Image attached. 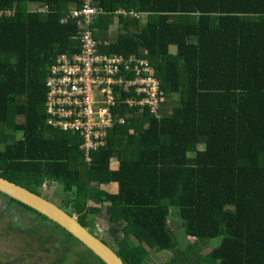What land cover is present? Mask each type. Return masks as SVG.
Wrapping results in <instances>:
<instances>
[{
    "label": "trees",
    "instance_id": "obj_1",
    "mask_svg": "<svg viewBox=\"0 0 264 264\" xmlns=\"http://www.w3.org/2000/svg\"><path fill=\"white\" fill-rule=\"evenodd\" d=\"M81 6L0 0V176L38 195L56 185L58 205L92 234L106 208L112 223L129 229L106 241L126 264H145L147 246L179 248L174 209L196 242L170 264H264V0H95L107 12L94 22L97 41L117 28L102 51L149 60L166 95L156 113L119 103L107 145L91 162L80 135L48 126L45 112L49 68L80 51L70 11ZM119 9L149 23L142 29L140 20L116 16ZM8 199L33 222L50 224L49 236L38 232L47 264H105L47 217ZM20 227L11 240L27 229ZM57 230L65 238L51 237Z\"/></svg>",
    "mask_w": 264,
    "mask_h": 264
},
{
    "label": "built area",
    "instance_id": "obj_2",
    "mask_svg": "<svg viewBox=\"0 0 264 264\" xmlns=\"http://www.w3.org/2000/svg\"><path fill=\"white\" fill-rule=\"evenodd\" d=\"M81 2V7L70 11L71 19L81 28L80 51L58 57L49 68L45 112L48 126L80 135V150L85 161L91 162L92 154L107 145L110 130L118 121L115 109L119 103L148 107L156 113L162 107L166 91L149 60L102 51L113 42L108 38L97 41L93 26L107 12L93 6L95 0ZM32 10L46 13L36 6ZM114 14L125 19L142 18L123 9Z\"/></svg>",
    "mask_w": 264,
    "mask_h": 264
},
{
    "label": "rangeland",
    "instance_id": "obj_3",
    "mask_svg": "<svg viewBox=\"0 0 264 264\" xmlns=\"http://www.w3.org/2000/svg\"><path fill=\"white\" fill-rule=\"evenodd\" d=\"M149 23L148 16H142L140 20V27L145 28ZM117 28H112L110 34H108V40L110 42L116 41V31ZM8 132H13L14 130L9 128ZM22 133L17 134V137L20 138ZM111 164L113 166L117 165V160L115 158L112 159ZM117 188L116 185H113L112 189H108L111 191H115ZM56 185L45 184L43 188L44 197H50L52 194L59 193L56 191ZM55 202L57 204L61 203L62 198L54 197ZM16 204L12 207L9 199L0 195V264H47L48 258H45L46 255H43L44 250L46 249L43 245L42 233L49 236V233L52 232L49 225H39L36 222H33L34 216L31 212L24 210L21 206H16ZM178 210H173L171 215V225L172 229L176 234L178 240L179 248L176 251L186 250L189 243H195L196 240L189 237L183 227V222L178 218ZM9 215V216H8ZM15 216V218H14ZM76 217V216H75ZM14 218V222L12 227L18 226L19 229L22 227H26L27 229L19 230L22 232L21 238L13 237L12 235V227L10 224V219ZM95 232L99 237H105L110 243L114 244V237H124L128 232V227L121 224L112 223L109 217L106 214V208H103L101 215L97 216L95 219ZM34 228L36 230V234L30 237L29 229ZM40 232V233H38ZM51 237H59L65 238V234L61 230H57L56 233L50 234ZM27 246L24 250H20L22 248L23 243ZM216 243L213 241L211 245H215ZM52 245V244H50ZM204 247L208 246L207 244H203ZM147 250L149 251L150 258L145 264H170L172 259L176 255V251H157L155 248H151L147 246ZM210 249H205V252L208 254ZM205 253V254H206ZM40 256V258H39ZM40 260V261H39Z\"/></svg>",
    "mask_w": 264,
    "mask_h": 264
},
{
    "label": "water",
    "instance_id": "obj_4",
    "mask_svg": "<svg viewBox=\"0 0 264 264\" xmlns=\"http://www.w3.org/2000/svg\"><path fill=\"white\" fill-rule=\"evenodd\" d=\"M0 193L47 217L79 240L105 264H126L122 257L106 243L105 237L92 234L89 229L80 224L77 217L69 214L55 202L54 197L58 198L59 193L52 194L50 198H47L1 176Z\"/></svg>",
    "mask_w": 264,
    "mask_h": 264
},
{
    "label": "flooded vegetation",
    "instance_id": "obj_5",
    "mask_svg": "<svg viewBox=\"0 0 264 264\" xmlns=\"http://www.w3.org/2000/svg\"><path fill=\"white\" fill-rule=\"evenodd\" d=\"M43 195V194H42ZM44 196V195H43ZM47 198H50V197H47ZM106 241H108L107 239H106ZM205 249H207V246L206 247H204V252H205Z\"/></svg>",
    "mask_w": 264,
    "mask_h": 264
},
{
    "label": "crops",
    "instance_id": "obj_6",
    "mask_svg": "<svg viewBox=\"0 0 264 264\" xmlns=\"http://www.w3.org/2000/svg\"><path fill=\"white\" fill-rule=\"evenodd\" d=\"M143 29V28H142Z\"/></svg>",
    "mask_w": 264,
    "mask_h": 264
}]
</instances>
